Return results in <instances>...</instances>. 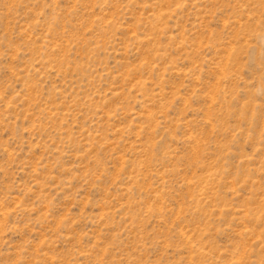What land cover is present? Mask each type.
<instances>
[{"label":"rangeland","instance_id":"obj_1","mask_svg":"<svg viewBox=\"0 0 264 264\" xmlns=\"http://www.w3.org/2000/svg\"><path fill=\"white\" fill-rule=\"evenodd\" d=\"M0 264H264V0H0Z\"/></svg>","mask_w":264,"mask_h":264}]
</instances>
